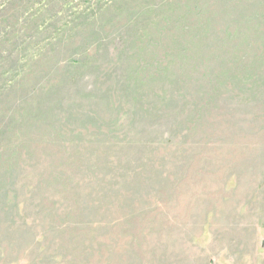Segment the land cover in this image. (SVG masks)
<instances>
[{"label": "rangeland", "instance_id": "obj_1", "mask_svg": "<svg viewBox=\"0 0 264 264\" xmlns=\"http://www.w3.org/2000/svg\"><path fill=\"white\" fill-rule=\"evenodd\" d=\"M68 1L0 0V264H264V20L244 26L241 78L178 99L174 122L124 126L65 99L53 128L34 125L35 95L75 53L61 49L113 29L115 0ZM258 3L246 12L264 14ZM83 10L104 22L70 29Z\"/></svg>", "mask_w": 264, "mask_h": 264}, {"label": "trees", "instance_id": "obj_2", "mask_svg": "<svg viewBox=\"0 0 264 264\" xmlns=\"http://www.w3.org/2000/svg\"><path fill=\"white\" fill-rule=\"evenodd\" d=\"M258 1L115 0L112 31L87 30L84 36L89 45L61 49L65 56L70 51L75 53L64 60L59 79L54 78L45 93L35 95L32 102L38 107L30 113V121L53 128L54 124L49 123L50 107L65 99L74 108L79 106L78 99L87 107H102L113 113L115 124L121 121L124 126L159 123L161 118L176 121L180 115L176 108L178 99L185 105L187 96L207 98L211 91H219L222 79L229 78L231 85L241 78L240 49L251 44L249 35L254 31L244 26L264 20L262 12L253 15L246 12ZM70 3L67 0L64 7ZM124 14L125 24L118 28L114 24ZM101 15L98 10L78 12L69 23L70 29L80 20L83 25L102 23ZM258 38L263 39L264 33ZM55 49L51 43L47 47L50 53ZM32 58L36 59L37 55ZM112 80L115 90L104 89L105 81ZM259 83L263 81L256 79L252 85L258 87ZM206 104H200L199 112ZM24 115L27 127L29 114ZM87 118L96 120L93 116ZM10 133L14 138V130ZM161 138L169 137L162 132ZM3 155L0 150V156Z\"/></svg>", "mask_w": 264, "mask_h": 264}]
</instances>
